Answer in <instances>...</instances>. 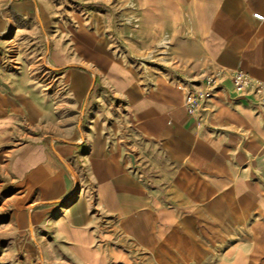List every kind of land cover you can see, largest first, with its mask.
<instances>
[{
  "label": "crops",
  "instance_id": "1",
  "mask_svg": "<svg viewBox=\"0 0 264 264\" xmlns=\"http://www.w3.org/2000/svg\"><path fill=\"white\" fill-rule=\"evenodd\" d=\"M132 4V46L154 65H112L70 142L47 147L35 103L0 92L4 259L264 264V108L228 79L240 70L264 86V0ZM218 70L222 84L188 115V82Z\"/></svg>",
  "mask_w": 264,
  "mask_h": 264
},
{
  "label": "rangeland",
  "instance_id": "2",
  "mask_svg": "<svg viewBox=\"0 0 264 264\" xmlns=\"http://www.w3.org/2000/svg\"><path fill=\"white\" fill-rule=\"evenodd\" d=\"M132 6V0H0V92L24 93L35 103L47 147L70 142L63 134H74L77 125L84 130L92 91L112 65L132 71L154 65L152 51L140 55L132 46ZM67 75L77 81L69 90ZM10 251L0 250L2 262L18 264L17 250L4 259ZM29 251L38 262L37 250Z\"/></svg>",
  "mask_w": 264,
  "mask_h": 264
},
{
  "label": "built area",
  "instance_id": "3",
  "mask_svg": "<svg viewBox=\"0 0 264 264\" xmlns=\"http://www.w3.org/2000/svg\"><path fill=\"white\" fill-rule=\"evenodd\" d=\"M257 20H262L260 15H253ZM224 71L218 70L206 76L200 84L188 82L185 90L184 105L188 115L193 116L198 110L204 108L213 97L218 87L224 80ZM232 91L236 97L241 98L248 93H253L259 98L258 105L264 108V86L255 82L244 72L237 70L228 77Z\"/></svg>",
  "mask_w": 264,
  "mask_h": 264
},
{
  "label": "water",
  "instance_id": "4",
  "mask_svg": "<svg viewBox=\"0 0 264 264\" xmlns=\"http://www.w3.org/2000/svg\"><path fill=\"white\" fill-rule=\"evenodd\" d=\"M131 163L133 164V160L131 161Z\"/></svg>",
  "mask_w": 264,
  "mask_h": 264
}]
</instances>
